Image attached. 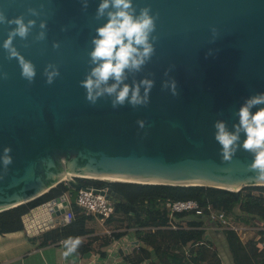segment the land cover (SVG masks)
Listing matches in <instances>:
<instances>
[{
    "label": "water",
    "instance_id": "water-1",
    "mask_svg": "<svg viewBox=\"0 0 264 264\" xmlns=\"http://www.w3.org/2000/svg\"><path fill=\"white\" fill-rule=\"evenodd\" d=\"M100 2L0 0L6 18L0 23V152L8 146L12 157L7 166L0 165V212L32 202L63 182L86 189L84 179L235 192L264 186V178L248 167L252 152L239 147L243 130L230 160L220 159L214 138L216 121L234 131L241 104L264 92V0H132L134 14L148 6L154 16L153 52L138 69H125L120 83L132 86L147 78L153 84L146 103L132 105L126 99L116 106L114 94L89 102L80 83L94 66L89 52L96 28L111 10L98 15ZM17 16L34 21L25 36L11 40L35 67L31 81L21 76L18 58L2 47L16 27L7 21ZM49 65L58 69L51 83L45 75ZM170 81H175L174 93ZM259 107L264 105L250 110ZM101 193L115 202L121 198L110 187ZM70 209L63 194L33 206L22 216L23 226L37 235L54 228Z\"/></svg>",
    "mask_w": 264,
    "mask_h": 264
},
{
    "label": "trees",
    "instance_id": "trees-1",
    "mask_svg": "<svg viewBox=\"0 0 264 264\" xmlns=\"http://www.w3.org/2000/svg\"><path fill=\"white\" fill-rule=\"evenodd\" d=\"M86 185L105 187L109 182L101 180H81ZM115 192L121 198L114 202L115 211L105 221L106 225H113L117 230L109 235H95L91 224L96 219L80 207L77 202L78 189L63 182L40 197L32 205H21L0 212V234L22 229V216L33 206L44 201L56 199L63 194L70 197L71 222L65 226H56L39 234L42 244L63 241L68 236H79L81 243L73 252L77 255L86 254L94 249V244L100 241V246H108L111 241L121 238L127 232H133L142 242L134 261L153 259L158 264H225L224 255L231 264H264V230H259L258 240L244 242L231 229H225L222 242L226 252L214 245L216 235L212 237L204 227L206 220L203 216H196L193 212H178L177 218L188 217V228L168 229L153 227L167 224V200L185 201L195 200L206 212L211 207L214 210L224 211L230 219L251 225L259 221L264 225V186H251L235 192L226 189L203 186H173L162 184H137L113 182ZM253 190L259 193L252 192ZM216 234V233H215ZM203 242V243H200ZM191 243L188 252L185 246ZM198 243V244H196ZM105 253V252H104ZM102 252V254H104ZM230 258V259H229ZM152 262V263H154Z\"/></svg>",
    "mask_w": 264,
    "mask_h": 264
},
{
    "label": "clouds",
    "instance_id": "clouds-1",
    "mask_svg": "<svg viewBox=\"0 0 264 264\" xmlns=\"http://www.w3.org/2000/svg\"><path fill=\"white\" fill-rule=\"evenodd\" d=\"M109 6L111 10L107 12L108 19L96 28L97 35L92 38L93 47L89 56L94 66L80 81L85 89V99L95 103L97 98L104 94L110 96L114 94L113 106L123 104L126 99L132 105L146 103L153 84L152 80L144 78L139 84L132 86L127 83L121 85L120 82L125 69H138L152 54L153 44L149 36L155 28L154 16L150 14L148 6L142 7L138 14H134L132 0H101L97 6V14H104ZM5 19L0 13V23H4ZM7 22L14 23L16 27L9 31L2 47L8 50L9 56L18 58L21 76L31 81L35 76V67L30 61L19 56L12 47L11 40L15 35L25 36L34 21L29 19L25 23L23 17L17 16ZM40 27H44L43 21ZM39 35L42 37L43 32ZM45 75L46 82L51 83L58 75V69L49 65L45 69ZM110 78L113 82L109 84L107 82ZM140 85L144 86L143 94L140 92ZM168 86L174 93L175 81H170ZM253 105H264V92L247 98L241 104L237 112L238 123L233 125L234 131H228L223 121H216L214 138L221 146L220 159L230 160L237 147L238 134L243 130L245 138L240 142L239 147L252 152L253 158L248 167L255 170L259 177L264 178V107H259L253 112L250 110ZM137 123L143 126V121ZM10 151V147L5 146L0 152V165L7 166L11 163ZM62 243L64 249L62 255L67 257L76 251L81 238L68 236Z\"/></svg>",
    "mask_w": 264,
    "mask_h": 264
},
{
    "label": "crops",
    "instance_id": "crops-1",
    "mask_svg": "<svg viewBox=\"0 0 264 264\" xmlns=\"http://www.w3.org/2000/svg\"><path fill=\"white\" fill-rule=\"evenodd\" d=\"M91 227L95 229L94 234L99 236L106 235L105 228H114L110 224L102 226L97 221L91 224ZM117 230L126 231L123 228ZM39 234L30 236L24 226L22 229L0 234V264H158L153 259L134 261L132 258H137L138 254L136 251L139 248L118 249V247H114L113 241L108 246H100V241H97L92 251L83 255L71 253L65 257L62 255L64 250L63 241L42 244V238L39 237ZM212 235H216L218 238L223 237L222 233L218 235L217 232H214ZM218 238L216 239L218 240ZM245 238L244 242L251 239L258 240L260 235L257 231H250ZM129 240H137L133 232H127L122 236L124 244L127 245ZM102 252L105 253L102 254ZM224 263L226 262L224 261Z\"/></svg>",
    "mask_w": 264,
    "mask_h": 264
},
{
    "label": "built area",
    "instance_id": "built-area-1",
    "mask_svg": "<svg viewBox=\"0 0 264 264\" xmlns=\"http://www.w3.org/2000/svg\"><path fill=\"white\" fill-rule=\"evenodd\" d=\"M86 189H80L77 194L76 202L77 204L84 208L87 213L91 214L97 222H99L102 226L105 225V221L110 218L114 211L115 205L112 200H110L105 194L101 193L102 188L95 185H87ZM67 200L70 203V199ZM56 199H52L55 201ZM165 207L167 209V217L168 221L167 224L162 226L153 227L152 230H156L159 228H168V229H186L188 228L187 222L189 221L188 217L177 218L176 213L178 212H193L196 216H203L206 220L205 228L207 229L208 234L211 235L214 232H221L225 229L234 230L240 239L243 241L246 240V235L249 232L264 230V225L259 221H254L251 225H246L244 223L236 222L224 212L220 210H214L211 207L207 208L206 210L200 206V204L195 200H185V201H174L171 202L169 200L166 201ZM73 214L71 209L63 214H61L57 221L55 222V226H65L71 222ZM67 218V219H66ZM117 231L115 228H105V233L107 235L111 234L112 232ZM222 238V237H221ZM218 238L214 239V245H218V249L224 250L225 246H223L222 239ZM126 242V241H125ZM114 247L121 248H139L142 246V242L138 239L136 241L129 240L127 245L122 242L121 238H116L113 240ZM203 243V242H200ZM198 244V243H196ZM192 246L191 243H188L185 246L186 252H188L189 248Z\"/></svg>",
    "mask_w": 264,
    "mask_h": 264
},
{
    "label": "bare ground",
    "instance_id": "bare-ground-1",
    "mask_svg": "<svg viewBox=\"0 0 264 264\" xmlns=\"http://www.w3.org/2000/svg\"><path fill=\"white\" fill-rule=\"evenodd\" d=\"M89 177H93V178H100V179H105V180H113V181H132V182H143V183H147L150 182L152 180H147V179H140V178H134V177H129V176H117V175H100V176H96V175H87ZM228 189H233V190H238L239 188L237 187H233V186H228Z\"/></svg>",
    "mask_w": 264,
    "mask_h": 264
},
{
    "label": "rangeland",
    "instance_id": "rangeland-1",
    "mask_svg": "<svg viewBox=\"0 0 264 264\" xmlns=\"http://www.w3.org/2000/svg\"><path fill=\"white\" fill-rule=\"evenodd\" d=\"M106 182H109V181H106ZM252 192H254V193H259L258 191H255V190H253ZM36 201L38 202V201H41V200H40V198H38V199H36V200H34V201H32V202H29V203H27V204H25V205H28V204H29V205H32V204H34ZM37 202H36V203H37ZM223 251L226 252V254H227L226 248H224ZM229 259H230V258H229ZM224 261H225L226 263H228V264H231V263H230L231 261L228 260V259L225 257V255H224ZM226 263H225V264H226Z\"/></svg>",
    "mask_w": 264,
    "mask_h": 264
},
{
    "label": "flooded vegetation",
    "instance_id": "flooded-vegetation-1",
    "mask_svg": "<svg viewBox=\"0 0 264 264\" xmlns=\"http://www.w3.org/2000/svg\"><path fill=\"white\" fill-rule=\"evenodd\" d=\"M106 187H110L113 191H115V189L113 188V185L112 184H106Z\"/></svg>",
    "mask_w": 264,
    "mask_h": 264
}]
</instances>
